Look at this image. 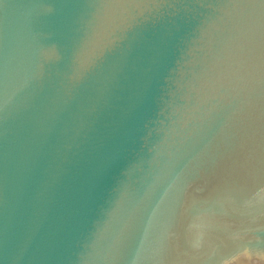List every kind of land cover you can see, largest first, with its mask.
Segmentation results:
<instances>
[{
    "label": "water",
    "instance_id": "obj_1",
    "mask_svg": "<svg viewBox=\"0 0 264 264\" xmlns=\"http://www.w3.org/2000/svg\"><path fill=\"white\" fill-rule=\"evenodd\" d=\"M261 250L264 0H0V264Z\"/></svg>",
    "mask_w": 264,
    "mask_h": 264
},
{
    "label": "bare ground",
    "instance_id": "obj_2",
    "mask_svg": "<svg viewBox=\"0 0 264 264\" xmlns=\"http://www.w3.org/2000/svg\"><path fill=\"white\" fill-rule=\"evenodd\" d=\"M251 262L252 264H264V250L241 254L227 264H250Z\"/></svg>",
    "mask_w": 264,
    "mask_h": 264
},
{
    "label": "rangeland",
    "instance_id": "obj_3",
    "mask_svg": "<svg viewBox=\"0 0 264 264\" xmlns=\"http://www.w3.org/2000/svg\"><path fill=\"white\" fill-rule=\"evenodd\" d=\"M254 262H256V261H254ZM261 262H262V261H261ZM250 264H252V262H251Z\"/></svg>",
    "mask_w": 264,
    "mask_h": 264
}]
</instances>
